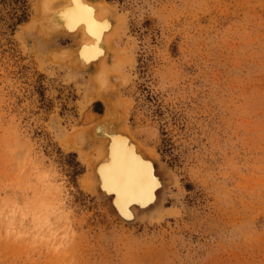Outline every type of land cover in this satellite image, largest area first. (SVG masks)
<instances>
[{
  "label": "rangeland",
  "instance_id": "rangeland-1",
  "mask_svg": "<svg viewBox=\"0 0 264 264\" xmlns=\"http://www.w3.org/2000/svg\"><path fill=\"white\" fill-rule=\"evenodd\" d=\"M105 1L106 94L163 185L131 220L87 187L98 68L0 0V264H264V0Z\"/></svg>",
  "mask_w": 264,
  "mask_h": 264
},
{
  "label": "bare ground",
  "instance_id": "bare-ground-1",
  "mask_svg": "<svg viewBox=\"0 0 264 264\" xmlns=\"http://www.w3.org/2000/svg\"><path fill=\"white\" fill-rule=\"evenodd\" d=\"M115 20L116 12L105 0H38L37 15L33 23L35 26L39 25L46 35L64 34L75 38L79 36L73 51L66 52L69 60L82 69L92 65L98 68V73L94 77L97 87L93 98L103 101L107 110L101 120L85 129V132L101 146L95 151V155L88 154L91 173L87 175L84 183L98 194L109 196L110 191L115 192L114 204L117 207V214L126 219H134L137 209L131 202L137 198L143 199L145 206L142 210L153 205L164 181L158 173L152 154L127 130L118 126L119 121L126 117L125 101L112 102L106 94L109 73L117 71L122 66L118 58L112 65L107 63L109 41L114 33ZM113 120L116 126L115 124L110 126L112 127L110 133L107 126L101 122ZM109 134L112 136L108 149Z\"/></svg>",
  "mask_w": 264,
  "mask_h": 264
},
{
  "label": "water",
  "instance_id": "water-1",
  "mask_svg": "<svg viewBox=\"0 0 264 264\" xmlns=\"http://www.w3.org/2000/svg\"><path fill=\"white\" fill-rule=\"evenodd\" d=\"M101 123H104L106 126H107V129H108V131L110 132V133H112V127H110V126H112V125H114V121H111V122H109V121H104V122H101ZM109 137V142H108V146H107V148L109 149V146H110V143H111V136H112V134H109L108 135ZM111 190V189H110ZM114 190V189H113ZM111 193H110V195H109V197H110V199H111V203H112V205L114 206V208H115V210H116V212H117V207H115V204H114V198L116 197V194H115V192H113V191H110ZM131 204L133 205V206H135V208L137 209V212L138 211H140V210H142V208H144L143 206H145L144 204H145V202L143 201V199H141V198H137V199H134L132 202H131ZM149 207V206H148ZM147 207V208H148ZM121 216V215H120ZM122 218H124V217H122ZM124 219H126V218H124ZM126 220H131L130 218H127Z\"/></svg>",
  "mask_w": 264,
  "mask_h": 264
},
{
  "label": "crops",
  "instance_id": "crops-1",
  "mask_svg": "<svg viewBox=\"0 0 264 264\" xmlns=\"http://www.w3.org/2000/svg\"><path fill=\"white\" fill-rule=\"evenodd\" d=\"M57 35H62V34H57ZM62 37V36H61Z\"/></svg>",
  "mask_w": 264,
  "mask_h": 264
}]
</instances>
